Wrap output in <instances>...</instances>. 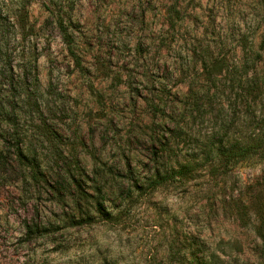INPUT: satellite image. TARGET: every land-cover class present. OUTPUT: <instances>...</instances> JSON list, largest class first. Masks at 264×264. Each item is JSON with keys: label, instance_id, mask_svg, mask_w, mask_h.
<instances>
[{"label": "rangeland", "instance_id": "1", "mask_svg": "<svg viewBox=\"0 0 264 264\" xmlns=\"http://www.w3.org/2000/svg\"><path fill=\"white\" fill-rule=\"evenodd\" d=\"M63 1L0 0V264H264V159L205 152L264 129V0Z\"/></svg>", "mask_w": 264, "mask_h": 264}, {"label": "trees", "instance_id": "2", "mask_svg": "<svg viewBox=\"0 0 264 264\" xmlns=\"http://www.w3.org/2000/svg\"><path fill=\"white\" fill-rule=\"evenodd\" d=\"M62 4L64 1L62 0ZM177 9V8H176ZM176 9L171 10L170 13L177 12ZM57 17H65L64 14H57ZM170 22L172 24L175 23V19L173 17L170 18ZM7 24V18L3 17L2 13L0 12V35L5 32ZM61 31L64 33L65 39L68 43L72 44V38L70 37L67 29L64 25V22L60 20L59 22ZM71 48V46H70ZM73 52V50H72ZM245 61L242 66V75L239 78L238 88L239 91L237 92V98H240L243 102L253 100L254 102L257 100L259 95L264 94V72L260 73L259 67L257 66V62L262 58L264 55V39L260 44L259 50L255 53L252 51H245ZM74 53V52H73ZM75 54V53H74ZM206 64V61H204ZM237 102L230 104V108L236 107ZM237 108L234 110L236 112ZM225 132L221 133L220 135L214 134L212 138L209 139L206 144V160L218 161L220 165H230L233 163H238L241 161H245L251 159L255 156L261 157L264 159V129H262L258 133H254L251 135H243L241 138H235L231 135L230 129V122L224 123ZM20 154L23 155V151H20ZM187 165H181L180 168L175 174H179L184 176L187 174L188 170ZM174 170V169H173ZM168 172L165 174H159L154 180L150 182L151 188L154 190L158 188V186L164 184L166 180H169ZM263 210L259 211L262 226H264V214ZM38 227H30L29 230L33 232H38ZM260 236L263 235L260 234ZM194 259H196L194 257ZM194 264H217L215 259L212 256L209 259H203L202 261L196 259Z\"/></svg>", "mask_w": 264, "mask_h": 264}]
</instances>
